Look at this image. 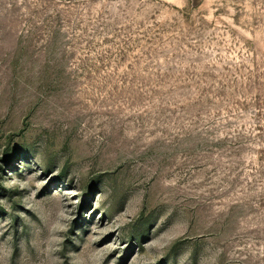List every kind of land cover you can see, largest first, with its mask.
I'll use <instances>...</instances> for the list:
<instances>
[{
    "label": "rangeland",
    "instance_id": "374dc122",
    "mask_svg": "<svg viewBox=\"0 0 264 264\" xmlns=\"http://www.w3.org/2000/svg\"><path fill=\"white\" fill-rule=\"evenodd\" d=\"M0 264H264V0H0Z\"/></svg>",
    "mask_w": 264,
    "mask_h": 264
}]
</instances>
